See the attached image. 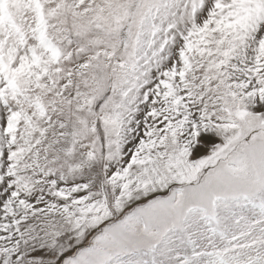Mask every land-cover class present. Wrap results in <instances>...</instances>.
Returning a JSON list of instances; mask_svg holds the SVG:
<instances>
[{
  "label": "snow or ice",
  "instance_id": "obj_1",
  "mask_svg": "<svg viewBox=\"0 0 264 264\" xmlns=\"http://www.w3.org/2000/svg\"><path fill=\"white\" fill-rule=\"evenodd\" d=\"M0 264H264V0H0Z\"/></svg>",
  "mask_w": 264,
  "mask_h": 264
}]
</instances>
